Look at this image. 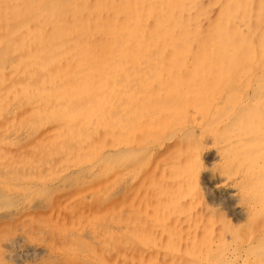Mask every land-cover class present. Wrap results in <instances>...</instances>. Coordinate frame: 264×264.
Wrapping results in <instances>:
<instances>
[{
	"label": "rangeland",
	"instance_id": "374dc122",
	"mask_svg": "<svg viewBox=\"0 0 264 264\" xmlns=\"http://www.w3.org/2000/svg\"><path fill=\"white\" fill-rule=\"evenodd\" d=\"M0 20L29 74L0 264H264V0H0Z\"/></svg>",
	"mask_w": 264,
	"mask_h": 264
},
{
	"label": "bare ground",
	"instance_id": "6f19581e",
	"mask_svg": "<svg viewBox=\"0 0 264 264\" xmlns=\"http://www.w3.org/2000/svg\"><path fill=\"white\" fill-rule=\"evenodd\" d=\"M9 22V21H8ZM5 23L3 21L0 20V53L3 52L4 56L1 55L0 56V114L2 113V111L7 114L8 113V108L10 106V104L12 103L13 105L15 104V102H18L17 106L15 107L14 110H12L13 114L12 118L9 120L7 117V119L10 121V126H8V124H3L1 123L0 120V135H4V137H6V133L8 130H12V128H16V133L18 132L19 136L23 135L22 132V124L24 121V111L22 108V101L24 100L23 97L25 95V91H24V86H25V81L27 79V76L29 75L28 73L25 74V65H24V61L21 58L19 64H17L16 62L8 65V58L10 56L9 54V48H8V42L6 41V35H3V31L5 30ZM4 40V44L2 43ZM13 57V56H12ZM39 59V58H38ZM35 73V72H34ZM44 74V73H43ZM27 75V76H26ZM38 80V79H37ZM47 83V82H46ZM53 92V91H52ZM84 99V98H83ZM74 100H72V98H67L66 101H55L54 104L56 106V110L58 111H62L64 113H74V107L72 105ZM116 101V100H115ZM55 107L50 106L48 111L52 114L54 113H58L57 111L54 112ZM85 109V108H84ZM7 110V111H5ZM37 114H41L42 110L36 108L35 109ZM63 113V114H64ZM58 117V116H57ZM54 118V117H53ZM6 119V120H7ZM199 119V118H198ZM54 120V119H53ZM193 122V121H191ZM72 123V122H71ZM182 125V124H181ZM70 127H75L76 125L73 124L72 126L69 124ZM85 128V127H84ZM179 128V126H178ZM89 129V127H88ZM73 130V129H72ZM75 131V130H74ZM7 141L5 140V138H0V148H4L3 151L0 153V161H3L4 158L3 157H7L5 147H6ZM221 155V154H220ZM223 156V154H222ZM220 156V157H222ZM229 156V155H228ZM5 161H7V159H5ZM235 165V164H234ZM235 173H231L230 175V179H237L239 177L240 171L238 169H235ZM242 175V174H241ZM209 177V176H208ZM4 178V177H3ZM229 178H223L224 182L226 183V181H230ZM2 179V178H1ZM222 179V178H221ZM224 183V184H225ZM231 185V184H230ZM234 188V186H233ZM231 189V188H230ZM232 190V189H231ZM233 194L235 193V196L238 202V206H240L239 208L241 209V211L246 212L247 214L249 213L248 208H250V204L249 203H245L246 199H244L240 193L237 192V190H232ZM248 201V200H247ZM251 202V200H249ZM253 211V210H252ZM251 211V212H252ZM96 218V217H95ZM95 227H97V225H93ZM99 232H96L95 236H99L98 235ZM83 236V235H82ZM237 237H242V235L237 236ZM244 237V235H243ZM248 236H246L247 238ZM252 237V236H251ZM256 237V236H255ZM11 240V239H10ZM17 240V239H16ZM23 240V239H22ZM250 240V239H249ZM18 242V241H17ZM239 242V241H238ZM248 242V240H247ZM15 244V240L11 241L10 243H8L6 245V247L9 246H13ZM242 244V243H241ZM20 245V244H19ZM97 245V244H96ZM4 246V245H3ZM16 246V244H15ZM101 247V246H100ZM11 248V247H9ZM101 249V248H100ZM102 250V249H101ZM100 250V251H101ZM111 251H113L112 248H110ZM10 252V251H9ZM110 252V251H109ZM114 252V251H113ZM23 253V252H22ZM99 253V252H98ZM115 253H117V251H115ZM31 254V253H30ZM118 254V253H117ZM117 254H115V259L114 262H116V258H117ZM114 255V254H113ZM248 256V255H247ZM248 258V257H247ZM250 258V257H249ZM15 259V258H14ZM251 259V258H250ZM258 260V259H257ZM256 260V261H257ZM118 261H120L118 259ZM106 263L105 260L102 261V263ZM218 262V261H217ZM262 262V261H261ZM118 264V263H117ZM257 264V263H256Z\"/></svg>",
	"mask_w": 264,
	"mask_h": 264
}]
</instances>
